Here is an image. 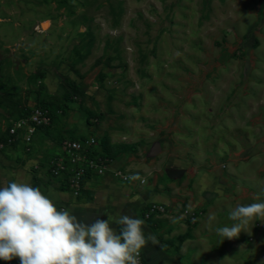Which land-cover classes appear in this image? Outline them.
Listing matches in <instances>:
<instances>
[{
	"label": "rangeland",
	"instance_id": "374dc122",
	"mask_svg": "<svg viewBox=\"0 0 264 264\" xmlns=\"http://www.w3.org/2000/svg\"><path fill=\"white\" fill-rule=\"evenodd\" d=\"M35 110L51 125L30 146L0 147V187L22 170L34 187L69 190L49 171L63 142L94 138L103 151L106 139L116 173L155 188L144 205L166 207L129 215L159 240L144 264H263L254 224L236 242L207 233L191 177L233 188L226 210L264 202V0H0V142ZM84 187L79 201L92 196Z\"/></svg>",
	"mask_w": 264,
	"mask_h": 264
},
{
	"label": "clouds",
	"instance_id": "9594fccd",
	"mask_svg": "<svg viewBox=\"0 0 264 264\" xmlns=\"http://www.w3.org/2000/svg\"><path fill=\"white\" fill-rule=\"evenodd\" d=\"M208 187L205 183L202 191ZM208 219L211 223L215 217ZM228 219L233 223L215 228L216 234L239 239L255 221L264 222V202L237 204ZM113 223L119 232L110 227ZM145 227V220L120 212L86 224L71 208H58L52 190L45 195L30 176L0 187V260L6 262L19 258L20 264H140L148 243L159 244Z\"/></svg>",
	"mask_w": 264,
	"mask_h": 264
},
{
	"label": "crops",
	"instance_id": "0c3cea01",
	"mask_svg": "<svg viewBox=\"0 0 264 264\" xmlns=\"http://www.w3.org/2000/svg\"><path fill=\"white\" fill-rule=\"evenodd\" d=\"M115 164L116 162L114 161L110 167L111 170L105 174V176L107 175L106 177L103 175L100 177L90 178L86 181V189L87 191L91 190L92 196L83 201L73 199L69 190L60 191L51 187L49 188L46 185L44 186V188L42 187L41 190L45 193V195H47L48 190L51 189L52 196L55 199V202L59 203L60 207L71 208L72 214L75 215L78 220L82 222H85L86 219L92 218L94 220H107L108 214L115 215L117 212H120L121 214L130 215L132 210L138 211L139 209H141L142 211L147 206L144 205L145 198L143 197L149 195V197L151 198V195L154 192L155 188L153 187L152 189L147 190L148 194H145V190L144 193L135 190V188L129 184L130 180L127 182L121 179L122 185L113 183L114 180L110 175L116 172L115 170L117 167L115 166ZM20 171L18 172L13 170L11 174H8L6 172L7 175H11L12 177H3H5L7 181H9V179L11 181H15L18 179L17 177H21ZM26 174H23V177H26ZM28 175L30 176V174ZM64 179L67 180V178ZM124 183L128 184L126 185ZM140 183L144 184L145 180L144 183H142V181H140ZM191 183V189L193 193V208L200 209L199 207L201 205L202 209H204V212H202V217H206V220L208 221L205 225L206 231L209 234L214 233L215 228L224 226V223L221 224L219 222L220 224H218V221H220L221 216L225 214L228 218L229 210L238 204V202H235L233 204L230 202L231 205L228 210L225 209V205L220 204L221 200L225 199L226 196L228 197L233 194L235 190L231 187H227L222 181L219 180L216 174L211 173H196L191 177ZM205 183H209V187L207 188V190L202 191V187ZM40 186H42L41 183ZM216 189H219V191H216ZM156 198H158L157 200L163 203L166 199V197H164L162 194L161 197L155 196V199ZM156 202L158 201H155V203ZM249 203L251 204L253 202ZM210 215L215 217V219L211 223H209L208 219ZM253 224L255 226V233L252 239L258 247H251L250 252L254 255L256 259H260L262 261L260 263L264 264V222L255 221ZM234 240L236 242L237 239ZM3 262L5 264L6 261Z\"/></svg>",
	"mask_w": 264,
	"mask_h": 264
},
{
	"label": "built area",
	"instance_id": "2783aa9c",
	"mask_svg": "<svg viewBox=\"0 0 264 264\" xmlns=\"http://www.w3.org/2000/svg\"><path fill=\"white\" fill-rule=\"evenodd\" d=\"M50 125L49 113L35 110L31 115L15 122L9 128L8 137L5 143L0 142V147L14 145L20 139L26 146H30L37 129ZM98 146L99 142L94 138L69 139L63 142L60 152L50 162L51 175L56 178H67L68 188L73 199H78L81 196L82 189L88 179L103 176L111 170L113 161ZM115 175L125 181L129 179L128 176L121 173ZM143 211L144 217L149 220L164 215L166 207L154 202L147 205ZM5 264H20V261L19 258H14ZM140 264H144L142 254L140 255Z\"/></svg>",
	"mask_w": 264,
	"mask_h": 264
},
{
	"label": "trees",
	"instance_id": "16d2710c",
	"mask_svg": "<svg viewBox=\"0 0 264 264\" xmlns=\"http://www.w3.org/2000/svg\"><path fill=\"white\" fill-rule=\"evenodd\" d=\"M74 139H77V138H74ZM80 139H83V138H80ZM100 144H102L103 152L109 157V159H111L112 161H114V158H115V150L112 147H110L109 141H107L106 139H104V140L101 141Z\"/></svg>",
	"mask_w": 264,
	"mask_h": 264
}]
</instances>
